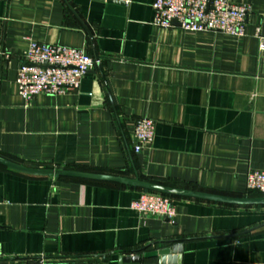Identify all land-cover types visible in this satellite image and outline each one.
Segmentation results:
<instances>
[{
  "label": "crops",
  "instance_id": "1",
  "mask_svg": "<svg viewBox=\"0 0 264 264\" xmlns=\"http://www.w3.org/2000/svg\"><path fill=\"white\" fill-rule=\"evenodd\" d=\"M116 1L0 0V157L249 198L247 174L264 171V0H228L250 9L241 36L157 28L153 0ZM30 41L98 64L76 91L25 101ZM144 117L154 138L134 154ZM140 192L0 166V264H157L120 258L176 241L178 264H264V206L174 197L168 220L130 209Z\"/></svg>",
  "mask_w": 264,
  "mask_h": 264
},
{
  "label": "built area",
  "instance_id": "2",
  "mask_svg": "<svg viewBox=\"0 0 264 264\" xmlns=\"http://www.w3.org/2000/svg\"><path fill=\"white\" fill-rule=\"evenodd\" d=\"M151 25L170 29L176 23L188 33L219 32L230 36H241L245 19L250 9L231 4L228 0H153ZM264 51V38L258 46ZM24 64L17 71L16 89L25 101L44 95H61L76 91L82 78L92 70L98 61L83 50L30 41L24 53ZM154 121L149 118L135 119L132 124V152L139 153L144 145H150L154 138ZM247 191L264 196V171L249 173L245 179ZM130 209L156 214L171 220L174 217L172 199L150 191H141L130 204ZM2 256L0 248V258ZM35 264H49L40 259Z\"/></svg>",
  "mask_w": 264,
  "mask_h": 264
},
{
  "label": "water",
  "instance_id": "3",
  "mask_svg": "<svg viewBox=\"0 0 264 264\" xmlns=\"http://www.w3.org/2000/svg\"><path fill=\"white\" fill-rule=\"evenodd\" d=\"M112 2H117L112 0ZM173 25L178 26L176 23ZM98 61L99 57H95ZM0 166L9 169L11 171L31 176V177H54V178H64V179H74L81 181H91V182H102V183H112L117 185H122L126 187L137 188L144 191L156 192L163 195H169L180 198H188L224 205L233 206H264V197L261 198H242V197H231L223 196L206 192H198L185 189L171 188L163 185L153 184L146 181H141L138 178L130 179L117 176L101 175L89 172H80L73 170H62V169H36L26 167L9 160L0 157ZM246 231L242 235L249 233ZM182 243L183 241H176L170 243V246L160 247L152 251L145 252L148 247H144L138 251L132 253L131 256L121 257L120 261L123 263L128 262H138L140 258L145 259H156L157 264H178L180 260V254L182 253ZM169 245V244H168ZM143 253V254H142Z\"/></svg>",
  "mask_w": 264,
  "mask_h": 264
},
{
  "label": "trees",
  "instance_id": "4",
  "mask_svg": "<svg viewBox=\"0 0 264 264\" xmlns=\"http://www.w3.org/2000/svg\"><path fill=\"white\" fill-rule=\"evenodd\" d=\"M59 179H64V178H59ZM81 181V180H80ZM141 191H144V190H141ZM258 195H261V194H259V193H257V192H255V191H248V195H247V197H249V198H258L257 196ZM164 196H167L168 198H170V199H173L174 198V196H169V195H164ZM262 196V195H261Z\"/></svg>",
  "mask_w": 264,
  "mask_h": 264
}]
</instances>
